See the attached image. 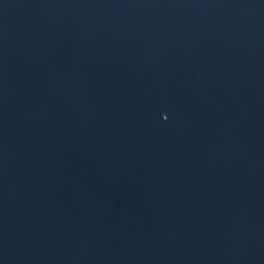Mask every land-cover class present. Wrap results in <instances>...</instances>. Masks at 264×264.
I'll use <instances>...</instances> for the list:
<instances>
[{"label": "water", "instance_id": "95a60500", "mask_svg": "<svg viewBox=\"0 0 264 264\" xmlns=\"http://www.w3.org/2000/svg\"><path fill=\"white\" fill-rule=\"evenodd\" d=\"M0 264H264V0H0Z\"/></svg>", "mask_w": 264, "mask_h": 264}]
</instances>
